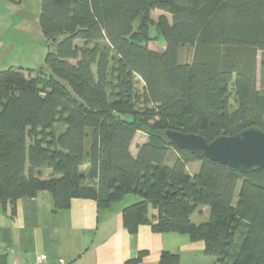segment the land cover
Segmentation results:
<instances>
[{
    "label": "trees",
    "instance_id": "trees-1",
    "mask_svg": "<svg viewBox=\"0 0 264 264\" xmlns=\"http://www.w3.org/2000/svg\"><path fill=\"white\" fill-rule=\"evenodd\" d=\"M38 25L48 70L0 69L1 208L39 190L57 209L135 194L121 215L129 232L146 224L202 241L215 264H264V167L231 168L163 134L264 131V0H41ZM159 35L160 51L148 45ZM136 132L147 137L132 154Z\"/></svg>",
    "mask_w": 264,
    "mask_h": 264
},
{
    "label": "crops",
    "instance_id": "crops-1",
    "mask_svg": "<svg viewBox=\"0 0 264 264\" xmlns=\"http://www.w3.org/2000/svg\"><path fill=\"white\" fill-rule=\"evenodd\" d=\"M2 3L0 7L8 9ZM3 25L0 16V58L12 48L10 36L3 38L1 33ZM143 137L137 144L146 140ZM132 151L136 153V146ZM190 164H195L191 171L187 165L193 174L199 163ZM139 200L135 194H125L98 207L95 200L77 197L66 209H57L51 193L39 190L33 197L18 199L13 212L10 206L5 210L0 206V254L6 255L7 264L33 261L38 254H44L48 264H125L144 252L137 264H158L166 251L177 253L179 264H215V258L204 253V243L190 241L185 234L154 232L146 224L129 232L122 223V210ZM201 212L202 219L207 218V209Z\"/></svg>",
    "mask_w": 264,
    "mask_h": 264
},
{
    "label": "rangeland",
    "instance_id": "rangeland-1",
    "mask_svg": "<svg viewBox=\"0 0 264 264\" xmlns=\"http://www.w3.org/2000/svg\"><path fill=\"white\" fill-rule=\"evenodd\" d=\"M0 1L3 2L2 4L9 6L8 9L0 7L1 22H3V26L5 27L2 28L1 33L4 31V35L2 34L3 38L9 35L12 40L10 52L7 55L3 54L0 58L2 62L0 69H4L7 66H22L23 68L42 67L48 70L44 63V56L48 49L49 40L41 33L38 25L41 0H20L19 3L13 4L8 0ZM161 13L162 11L160 10H152L151 18L156 20ZM151 34H154L153 28H151ZM148 45L152 49L162 50L164 48L163 37L160 35L155 37ZM180 56L182 60H186L189 56V49L183 48ZM136 88L141 92L142 82L140 80L137 81ZM232 104L234 105L233 102ZM143 136L147 137L144 133H142V136H134L130 145V151H134L135 146H137V143L141 141ZM194 166L195 164H189V170H193ZM48 174L49 170H46L43 175L46 177ZM192 218L195 223L202 221L199 211H196Z\"/></svg>",
    "mask_w": 264,
    "mask_h": 264
},
{
    "label": "water",
    "instance_id": "water-1",
    "mask_svg": "<svg viewBox=\"0 0 264 264\" xmlns=\"http://www.w3.org/2000/svg\"><path fill=\"white\" fill-rule=\"evenodd\" d=\"M164 136L179 149L241 171L264 167V131L248 127L233 135H219L207 142L202 136L166 129Z\"/></svg>",
    "mask_w": 264,
    "mask_h": 264
},
{
    "label": "built area",
    "instance_id": "built-area-1",
    "mask_svg": "<svg viewBox=\"0 0 264 264\" xmlns=\"http://www.w3.org/2000/svg\"><path fill=\"white\" fill-rule=\"evenodd\" d=\"M15 264H48L47 257L44 254H38L33 261H18Z\"/></svg>",
    "mask_w": 264,
    "mask_h": 264
}]
</instances>
